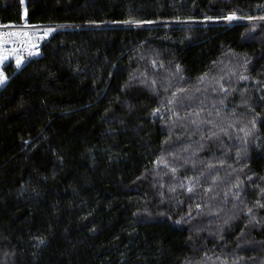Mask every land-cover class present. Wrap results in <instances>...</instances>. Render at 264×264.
<instances>
[{
	"label": "trees",
	"instance_id": "trees-1",
	"mask_svg": "<svg viewBox=\"0 0 264 264\" xmlns=\"http://www.w3.org/2000/svg\"><path fill=\"white\" fill-rule=\"evenodd\" d=\"M261 17L0 0L1 23L64 27L0 91V264H264Z\"/></svg>",
	"mask_w": 264,
	"mask_h": 264
},
{
	"label": "built area",
	"instance_id": "built-area-1",
	"mask_svg": "<svg viewBox=\"0 0 264 264\" xmlns=\"http://www.w3.org/2000/svg\"><path fill=\"white\" fill-rule=\"evenodd\" d=\"M56 31L57 28L50 26L27 23L4 24L0 22V41H8L3 43V49L11 52V55L0 61V72L5 77V79L0 81V91L10 80L8 66L12 65L13 68H19L31 59L39 57L42 52L43 42ZM13 49L15 51H12ZM17 56L23 57L19 66L16 64Z\"/></svg>",
	"mask_w": 264,
	"mask_h": 264
},
{
	"label": "snow or ice",
	"instance_id": "snow-or-ice-1",
	"mask_svg": "<svg viewBox=\"0 0 264 264\" xmlns=\"http://www.w3.org/2000/svg\"><path fill=\"white\" fill-rule=\"evenodd\" d=\"M234 16H235V13H232L228 16L223 17V19L231 20V19H233ZM206 19H212V17H206ZM248 19H253V18L248 17ZM261 19H264V17H261ZM125 23H127V21H125ZM135 23H143V21H135ZM49 31H51V30H49ZM6 42H8V41H0V61H3L4 59L7 58V56L11 55V52L3 49V43H6ZM12 51H15V50L13 49ZM37 51H38V49H37ZM29 54L31 55V53H29ZM22 59H23V57L17 56V58H16L17 66L20 65ZM3 79H5V77L3 76V73L0 72V81H2ZM240 79H247V77L241 76ZM170 103H171V101H170ZM253 126H255V125L253 124ZM213 135H214V133H213ZM238 152H239V150H238ZM173 171H175V169H173ZM189 191H191V188H189ZM260 191L264 192V188H261ZM256 203L259 204L260 201H257ZM262 206H264V205H262ZM197 207H199V205H197ZM249 211H251V210H249Z\"/></svg>",
	"mask_w": 264,
	"mask_h": 264
},
{
	"label": "rangeland",
	"instance_id": "rangeland-1",
	"mask_svg": "<svg viewBox=\"0 0 264 264\" xmlns=\"http://www.w3.org/2000/svg\"><path fill=\"white\" fill-rule=\"evenodd\" d=\"M23 2H25V0H22ZM248 19H242V18H238V16L237 15H235L234 17H233V19H231V20H223V22H225V23H227V24H234V23H239V22H246ZM55 28H57V27H55ZM59 29H63V27H59L57 30H59Z\"/></svg>",
	"mask_w": 264,
	"mask_h": 264
},
{
	"label": "bare ground",
	"instance_id": "bare-ground-1",
	"mask_svg": "<svg viewBox=\"0 0 264 264\" xmlns=\"http://www.w3.org/2000/svg\"><path fill=\"white\" fill-rule=\"evenodd\" d=\"M58 29V28H57Z\"/></svg>",
	"mask_w": 264,
	"mask_h": 264
},
{
	"label": "water",
	"instance_id": "water-1",
	"mask_svg": "<svg viewBox=\"0 0 264 264\" xmlns=\"http://www.w3.org/2000/svg\"><path fill=\"white\" fill-rule=\"evenodd\" d=\"M64 28V27H63Z\"/></svg>",
	"mask_w": 264,
	"mask_h": 264
}]
</instances>
